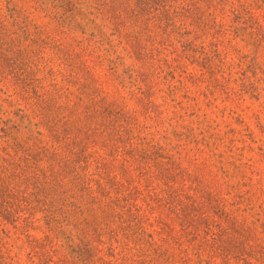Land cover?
<instances>
[{
    "label": "rangeland",
    "instance_id": "374dc122",
    "mask_svg": "<svg viewBox=\"0 0 264 264\" xmlns=\"http://www.w3.org/2000/svg\"><path fill=\"white\" fill-rule=\"evenodd\" d=\"M0 264H264V0H0Z\"/></svg>",
    "mask_w": 264,
    "mask_h": 264
}]
</instances>
